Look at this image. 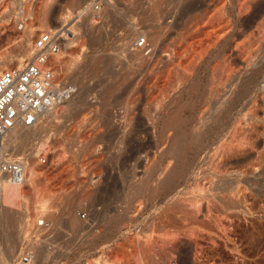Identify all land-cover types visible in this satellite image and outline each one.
I'll list each match as a JSON object with an SVG mask.
<instances>
[{"label":"rangeland","instance_id":"374dc122","mask_svg":"<svg viewBox=\"0 0 264 264\" xmlns=\"http://www.w3.org/2000/svg\"><path fill=\"white\" fill-rule=\"evenodd\" d=\"M181 1L0 0V54L26 57L40 30H59L65 33L62 72L80 88L41 124L27 127L18 153L29 157L23 152L32 148L36 157L29 158L38 161L36 170L44 177L40 188L53 197L49 210L36 218L47 216L57 235L48 240L52 246L41 244L33 264H96L101 256L120 264H142L143 258L148 264H264V12L257 23L262 36L256 26L247 32L241 27L230 42L234 48L253 41L261 49L246 70L253 76L250 91L239 92L237 109L227 115V101L245 72L237 85L231 82L234 89L221 72L224 58L230 59L227 44L208 53L195 49L198 42L192 44L189 31L190 43L182 30L188 17ZM227 2L237 13L238 1ZM44 11L49 28L40 27ZM214 13L201 24L213 29ZM21 18L25 28L33 27L29 37L17 27ZM142 36L151 49L156 46L154 52L188 45L185 59L195 53L197 71L185 79L180 70H165L167 76L160 69L157 85L156 78L143 82L153 70L135 55ZM145 51L144 57L156 55ZM117 81L120 86L109 90ZM108 95L117 97L113 106L102 104ZM174 115L179 118L169 126ZM178 130L186 143L174 150ZM39 152H46L47 163L40 162ZM31 190L25 183L17 195ZM31 203L30 218L38 202ZM23 239L18 232L10 263L20 256Z\"/></svg>","mask_w":264,"mask_h":264},{"label":"bare ground","instance_id":"6f19581e","mask_svg":"<svg viewBox=\"0 0 264 264\" xmlns=\"http://www.w3.org/2000/svg\"><path fill=\"white\" fill-rule=\"evenodd\" d=\"M179 1H181V0H179ZM182 1H181L180 5L178 4L179 8L182 7L181 12L185 16L188 17V18H186V20H184V23L182 24V30H186L184 35H187L188 34L187 32L190 31L189 32V34H191L190 38H192L194 40V42H192L193 40L191 41L193 45H196V43L198 42L196 45L198 47L197 48L194 47V48L196 50H198L199 52L203 51V52L208 53V52L214 50L215 48L219 49V47H221V45L226 43L227 46L229 47L228 49L230 51V55H229L230 59L229 60L227 59L225 62L226 58H224V63H226L224 70H226V71L221 70V69H223V68H221L220 69L221 72L222 73L225 72V77L227 76L228 78L230 77V79H231V81L228 80V82H230V83L233 82V84L235 83V81L237 83H239L237 81V80H239L238 78H240L241 74L245 72L244 73L245 76L242 74L243 77L240 78V83L238 86H236V89H235L234 85L235 84L237 85V83H235L234 85L231 83V85H233V87L235 89L234 90L235 92L233 93L232 98L231 99L229 98L230 101L229 100L227 101L229 103H228V107L225 109V114L231 115V113L233 114V111L236 110L238 107L237 103H238V101H240L239 100V92L243 91V94H245V93H248L250 91L248 89H249V84L251 83L250 81H251L253 76H252V74L249 73V71L247 72L246 70H250L251 68H249V67H251L252 65L257 63V60H256L257 56H258L257 54H258V52H260L261 48L259 49V47L255 43H253V41L251 42L250 39H248L250 41L249 43L247 42L248 44L243 45V43H242V45H243V46L241 45L242 47H240L238 44H236L237 46H235L233 48V46H230V42L237 36L238 30H239L238 28L242 27L243 32H247V31L251 30L253 27H255V26L257 27L258 25H261V24H257V23H258L259 19L261 17H263L264 2L260 1V3H258V2L256 3L255 0H237L238 1L237 7H236L237 13L236 12L234 13L233 9H229L227 0H182ZM211 13H214V16L216 15L217 16L216 18L218 20L217 21L218 23H217L213 19L214 20L213 22L216 23V25L214 24L215 26L213 24H210V26L212 25L213 29H211L207 23L201 24V20L205 17L209 18L211 16ZM199 16H201V18ZM243 16H245L247 18L245 21L242 19ZM197 18H200V19H197ZM211 21H212V19H211ZM211 21L209 20L210 23H211ZM48 23L49 22H48L47 11H44V13L42 14V17L40 19V27L49 28ZM258 28L259 27H257L255 29L256 33H257L256 35H258V34L261 35V30L259 29L260 31L259 32L257 31ZM263 29H264V27H263ZM263 29H262V32L264 33ZM32 32H33L32 26H27L24 30L26 37H29L30 34H32ZM180 33H178V34H180ZM250 33H252V32H250ZM254 34H255V32H254ZM63 35H65V33H63ZM187 38L189 39V42H190V38L188 37V35H187ZM147 41L148 42H147V45L145 47L139 46L137 44L136 45L137 50H135V55H136L137 59L140 58L141 62L144 64V66L152 67L151 69L153 70V72L151 74L147 75V77L142 80L143 82H144V80H146V82L149 84V81H151L152 78H154V75L157 74L160 69H161V72L162 71L165 72V70H167V72L169 74H171V73L177 74L176 72L178 70H180V72L178 74L181 75L182 77H184L185 79H187L189 74L190 75H191V73L193 74V72H191V71H195V72L197 71L196 68H197V61L198 60L196 58L197 56L195 57V53H193L194 55L191 54L193 56L188 55L187 57L188 58L190 57L189 59L188 58L185 59L186 53L188 50L187 49L188 45H186L187 46L186 47L183 44L178 43L177 46L175 45L176 47H173L174 50L171 48L173 51H171V49L169 50V51H171V53L165 52L167 49H164L165 51L159 50L158 47H157L158 50H156L154 52L153 50L156 48V46L153 45L155 48L151 49V47H150L151 45L149 43V40L147 39ZM192 44L190 45V47L192 46ZM234 44H235V42H234ZM24 47L26 48V46H24ZM134 47H135V45H134ZM148 49H150L149 54L151 53V51H153L156 55L149 56L150 58L149 57L147 58L148 54L146 53L147 55L144 57L145 54H143L142 52H143V50L147 51ZM194 51L195 50H192V52H194ZM199 52H198V54H200ZM59 54L57 56H59ZM201 55H202V53H201ZM13 56H16V58L18 59V62H21L25 57L24 55H22L21 52H20V54L19 53L18 54L5 53L2 55L0 54V57H1L2 61H4V62L11 60V58H13ZM151 57H153V58H151ZM225 57H228V55ZM232 57H234V58L236 57V59L239 58L241 60L240 61L241 64L238 66L235 65L236 61L233 63ZM132 58H133V56H132ZM134 58H135V56H134ZM236 59H234V60H236ZM90 65H91L92 72L94 74H97L98 68H99L98 64H96V62L93 60V62H91ZM198 65H199V62H198ZM219 66L222 67L221 65H219ZM217 72H219V71H217ZM168 73H166L167 76H168ZM248 74H250V75H248ZM166 75L161 74V76H163L162 78H165ZM155 78L157 79L158 77H155ZM156 79L154 80L155 82L152 80L154 82V85H157V83L159 82V80L158 79L156 80ZM252 84H253V82H252ZM252 84H251L252 87L255 86V84H253V85ZM115 85L119 87L120 81H117L116 83L110 85L108 87V89L112 91L113 88L115 87ZM254 88H256V87H254ZM229 90H231V89H229ZM248 96H249V94H248ZM221 97H222V95H221ZM223 97H225V96H223ZM116 98L113 95H108L106 97H103L102 98V104L104 101L106 105H110V104L114 103V99H116ZM159 101H157V102H159ZM112 106H113V104H112ZM146 107L148 108V106H146ZM176 115H174V118H176V119H174V121L172 120L171 117H169L170 119L167 118L168 119L167 124L169 126L174 125L173 123L176 122L175 120H178L177 118H179V117H177L178 115L177 116ZM27 127L31 128L34 126H22V125L16 126V127L12 128L6 134L5 147L11 155H13V156H20L21 155V153L19 155H18V153L20 151H22V149L24 148V146L27 142L26 139L28 137V134L30 133V132H28ZM38 131H32V133H36V132L39 133ZM183 133L184 132H181L180 130H178L175 133V136L172 140L173 142L171 143V148H173L174 150L176 148H180V146L182 148L185 145L186 142H184ZM195 136H198V135H195ZM195 140H197V139H195ZM181 141L184 142L183 146H182L183 143ZM31 149L32 148L29 147L28 149H26L28 151L23 152V153L29 155V157L34 158V156L36 157V155H34L33 151L30 152ZM182 152H183V150H182ZM24 157L28 161L26 181L22 184H11V183L5 184V192H4V196H3V203H2V207H1V213H0V264H33V262L21 261L20 256L18 258L13 259L12 262L10 263L8 260V254L13 253V256L16 255L15 254V248H14L15 236L18 234V232L20 233L21 237L26 236V233L34 227V221L36 220L37 215L45 214L46 211L49 210L51 201L53 200L52 195L48 194V191H50V190L43 192L40 188L42 182L44 181L43 180L44 177L42 178V172H39L36 170V167L38 165V161L31 162L34 159H30L28 156H24ZM25 183L26 184L28 183L31 186L32 192H29V193H21L20 192V194L17 195V191H19L21 188H23ZM30 200L33 203L38 202V204H36L34 206L35 211H36V215L32 216V214H31L32 218H30V216L28 214V210L30 209L29 205L31 203ZM16 206H18V208H16ZM196 207H198V206H196ZM221 227H223V225H221ZM224 227H226V226H224ZM190 230L188 231V232H190L189 233L190 236H193L196 234V231H193L191 229V227H190ZM223 230H225V229H223ZM39 253H40V251H39ZM145 259L144 258L141 259L142 264H148L147 263L148 260L146 261ZM120 263L113 262V261L109 260L106 256H101L100 258H97V262H96V264H120Z\"/></svg>","mask_w":264,"mask_h":264},{"label":"built area","instance_id":"2783aa9c","mask_svg":"<svg viewBox=\"0 0 264 264\" xmlns=\"http://www.w3.org/2000/svg\"><path fill=\"white\" fill-rule=\"evenodd\" d=\"M21 18L17 27L25 28ZM142 36L137 44L145 47ZM64 35L59 30L44 29L34 36L30 54L21 62L9 64L0 57V213L5 184L26 181L28 161L24 156H13L5 147L6 134L16 126L41 124L47 113L53 112L61 102L75 96L80 88L64 76L60 57ZM41 163H47L44 152H39ZM84 217L86 213L82 214ZM53 222L45 215L36 218L34 227L26 233L20 245V260L36 262L43 242L56 237ZM56 264H65L64 261Z\"/></svg>","mask_w":264,"mask_h":264}]
</instances>
